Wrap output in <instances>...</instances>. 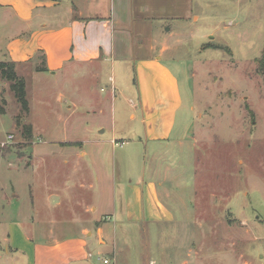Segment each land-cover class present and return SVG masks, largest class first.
<instances>
[{
    "label": "rangeland",
    "instance_id": "obj_1",
    "mask_svg": "<svg viewBox=\"0 0 264 264\" xmlns=\"http://www.w3.org/2000/svg\"><path fill=\"white\" fill-rule=\"evenodd\" d=\"M206 2V15L170 60L184 104L165 144L146 149L129 138L134 109L112 88L121 75L109 63L69 64L57 76L37 71L39 58L21 65L28 111L0 76V264L28 263L31 253L14 250L25 244L27 226L83 221L94 202L102 213L112 209L109 192L144 165L161 182L172 216L117 233L116 247L131 264H264V0ZM114 128L124 147L114 148ZM45 129L51 139L84 142L85 170H76L71 155L67 163L61 153H45ZM89 181L98 193L82 187ZM32 235L35 264H60L44 234Z\"/></svg>",
    "mask_w": 264,
    "mask_h": 264
},
{
    "label": "crops",
    "instance_id": "obj_2",
    "mask_svg": "<svg viewBox=\"0 0 264 264\" xmlns=\"http://www.w3.org/2000/svg\"><path fill=\"white\" fill-rule=\"evenodd\" d=\"M206 6V0L0 1V10L4 11L0 62L16 63L19 72L21 65L39 58L43 70H37L40 64L35 69L53 76L69 64H111L113 72L121 75L120 86L112 88L119 89L134 109L130 119L136 121V133H129V138H138L147 149L150 144H165L173 138L184 97L170 60L176 57V43L206 15ZM110 78L115 82L114 76ZM59 100H63L62 95ZM44 131L47 155L61 153L67 163L71 155L76 170H85L90 153L84 142L66 137L51 139L48 130ZM116 138L114 128L113 144ZM82 187L98 193L91 181L82 183ZM160 187L161 182L153 179L144 165L134 179L117 181L107 198L113 201L112 209L102 213L94 202L90 210L86 209L83 221H68L56 228L47 221L41 226H27V230L23 228L27 235L20 232L25 244L14 250L27 256L31 253L27 264H35L37 242L32 234L43 233V246L59 251L60 264H106L105 258L110 259L109 264H131L124 248L116 247L117 233H124L131 225L171 218ZM55 232L61 235L55 236ZM11 238L7 233L10 246ZM110 243L112 252L107 247Z\"/></svg>",
    "mask_w": 264,
    "mask_h": 264
},
{
    "label": "trees",
    "instance_id": "obj_3",
    "mask_svg": "<svg viewBox=\"0 0 264 264\" xmlns=\"http://www.w3.org/2000/svg\"><path fill=\"white\" fill-rule=\"evenodd\" d=\"M39 70H43L39 68ZM0 76L3 79L10 81V87L14 92L19 102L23 105V110H29V103L26 98V84L25 78L18 75L16 70V63L14 62H0Z\"/></svg>",
    "mask_w": 264,
    "mask_h": 264
},
{
    "label": "built area",
    "instance_id": "obj_4",
    "mask_svg": "<svg viewBox=\"0 0 264 264\" xmlns=\"http://www.w3.org/2000/svg\"><path fill=\"white\" fill-rule=\"evenodd\" d=\"M8 138H9V139L13 138V135H9ZM113 142H114L116 145H119V144H120V143H119L118 141H116V140H114ZM122 144H124V142H122ZM3 145H5V142H3ZM110 262H111V261H110L109 258H105V259H104V263L109 264Z\"/></svg>",
    "mask_w": 264,
    "mask_h": 264
}]
</instances>
